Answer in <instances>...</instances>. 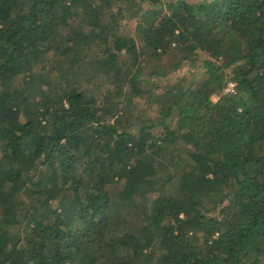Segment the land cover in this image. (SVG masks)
<instances>
[{
  "label": "trees",
  "instance_id": "1",
  "mask_svg": "<svg viewBox=\"0 0 264 264\" xmlns=\"http://www.w3.org/2000/svg\"><path fill=\"white\" fill-rule=\"evenodd\" d=\"M0 264H264V0H0Z\"/></svg>",
  "mask_w": 264,
  "mask_h": 264
},
{
  "label": "built area",
  "instance_id": "2",
  "mask_svg": "<svg viewBox=\"0 0 264 264\" xmlns=\"http://www.w3.org/2000/svg\"><path fill=\"white\" fill-rule=\"evenodd\" d=\"M236 90V82L233 80H228L225 88H224V94H232Z\"/></svg>",
  "mask_w": 264,
  "mask_h": 264
}]
</instances>
